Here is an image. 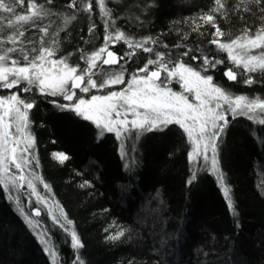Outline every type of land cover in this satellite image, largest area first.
Wrapping results in <instances>:
<instances>
[{
    "label": "trees",
    "instance_id": "obj_1",
    "mask_svg": "<svg viewBox=\"0 0 264 264\" xmlns=\"http://www.w3.org/2000/svg\"><path fill=\"white\" fill-rule=\"evenodd\" d=\"M224 2L226 8L216 15V23L229 36L239 35L245 27L255 30L264 24V13L259 10L262 5L254 0ZM67 3L54 0L45 7L72 14L74 10ZM107 3L114 19L109 31H124L134 40L151 37L156 43L146 45L153 48V53L137 49L136 56L119 65H102L100 75L119 71L123 65L127 80L129 73L154 58L155 52L199 70L202 57L207 55L224 61L214 68L209 66L205 73L212 75L215 83L233 95L264 97V73H251L256 81L251 86L239 76L230 83L225 79L223 71L232 65L224 52L209 43L215 29L199 20L214 6L213 0ZM93 5L91 16L75 12L76 19L59 32V55L71 53L70 62L80 67H86L82 54L104 45L105 21L95 0ZM26 10L27 4L17 7L18 13ZM39 23L51 24L50 31H55L62 19L51 16ZM93 24L95 30L90 33ZM196 24L202 25L198 31L194 30ZM25 28L29 39L42 35L37 28ZM109 50L123 55L129 48L119 41ZM184 52L189 55L183 56ZM193 55L198 59L192 60ZM17 91L0 89V95ZM20 95L35 102L29 112L28 131L35 140L30 153L39 160V167L33 161L25 174L34 171L43 178L51 192L34 181L37 191L57 217L60 213L53 205L58 202L72 223H54L48 217V208L36 203L26 185L20 192L11 193L0 187V264H52L25 216L39 222L38 227L55 246L60 264H77V256L84 264H264V125L229 115V123L217 141L219 170L230 189L235 208L232 212L209 165L202 160L199 164L190 162L191 148L178 125L170 124L163 131H132L118 140L112 132L101 134L92 121L74 111L58 107L68 105L62 96L41 95L35 88ZM53 153H63L68 159L61 163ZM194 171L196 179L189 183ZM16 199L20 200L19 207ZM36 208L40 216L30 215ZM71 230L84 245L79 251L72 247ZM121 231L124 234L119 239H109Z\"/></svg>",
    "mask_w": 264,
    "mask_h": 264
},
{
    "label": "snow or ice",
    "instance_id": "obj_2",
    "mask_svg": "<svg viewBox=\"0 0 264 264\" xmlns=\"http://www.w3.org/2000/svg\"><path fill=\"white\" fill-rule=\"evenodd\" d=\"M53 2L45 0L48 5ZM254 2L262 5L259 10L264 13V0ZM45 3L39 0H0V89L18 90L7 96L0 95V187L6 193H11L20 192L26 185L36 197V203H43L48 208L54 223L61 224V220V226L72 223L58 202L53 207L59 211V217L49 207L47 199L37 191L34 181L43 184L44 189L51 192L43 178L34 171L25 174L33 161L39 167V160L30 153L35 148V140L28 131L29 112L35 107V102L23 98L20 93H28L35 88L41 95L62 96L69 102L75 98V103L60 104L58 107L91 120L101 129V134L104 131L115 132L118 139L132 131H163L170 124L178 125L192 145L190 162H210L212 172L217 174L221 183L229 210L235 212L230 189L224 184V176L219 170L217 141L229 123V115L232 119L243 116L264 125V97L233 95L215 83L213 76L205 73L209 66L214 68L224 61L219 58L210 59L207 55L202 57L203 65L199 70L180 59L173 61L170 55L166 58L163 52H155L154 58L147 59L141 67L129 73L128 80L125 79L127 69L123 65L119 71H105L100 75L102 65H119L121 61L136 56L137 49L153 53V48L146 45L156 43L151 37L134 40L124 31H109L114 27V19L107 0H95L100 16L105 21L104 45L88 54H82L81 60L86 67H80L79 63L70 62L71 53L59 55L58 37L59 32L76 19L75 12L82 11L91 16L94 11L93 0H68L66 6L74 11L67 15L45 7ZM240 3H245V0H240ZM25 4L26 12L18 13L17 7L23 8ZM213 4L208 13L199 17L204 24H211L215 29L209 43L215 45L218 52L227 54L232 65L224 72L227 79L236 81L239 76L244 84L251 86L256 81L250 74L264 73V24L255 30L245 27L239 35L229 36L216 23V15L223 13L226 8L225 2L213 0ZM243 11L252 9L244 8ZM51 16L62 19V24L55 31H50L51 24L39 23ZM25 25L37 28L42 35L38 39H29ZM201 26L196 24L194 30L198 31ZM94 30L93 24L89 32ZM119 41H123L129 48L123 55L109 50L110 45L114 46ZM164 47L167 48V45ZM182 55L187 56L189 52ZM191 59L197 60L198 57L193 55ZM162 73L165 74L163 77ZM96 76L100 78L94 79ZM173 83L179 84L182 91H174ZM116 85L124 87L119 91L109 90L102 95L92 94L89 99L79 97L76 92V89L84 94L92 90L104 92ZM53 156L61 163L68 159L63 153H53ZM195 179L194 171L189 183ZM16 203L19 207L20 200L16 199ZM20 211L23 215V208ZM30 215L40 216V209H34ZM25 219L29 224L33 223L28 216ZM38 224L37 221L34 227ZM123 234L121 231L109 239L117 240ZM37 235L45 245L52 264H60L57 250L45 233ZM70 235L73 249L79 251L84 247L74 230L70 231ZM76 262L84 264L80 256L76 257Z\"/></svg>",
    "mask_w": 264,
    "mask_h": 264
},
{
    "label": "rangeland",
    "instance_id": "obj_3",
    "mask_svg": "<svg viewBox=\"0 0 264 264\" xmlns=\"http://www.w3.org/2000/svg\"><path fill=\"white\" fill-rule=\"evenodd\" d=\"M226 54V53H225ZM226 56H227V54H226ZM228 60V59H227ZM229 62V61H228ZM224 72V71H223ZM162 75V77L165 75L164 73H162L161 74ZM225 77V76H224ZM128 79H130V76H129V78H127V80ZM233 82V81H232ZM124 87V85H116V86H113L111 89H105L104 90V92H96L95 90H92V92L91 93H89V94H84V93H80L79 92V89H76V92H77V95L79 96V97H81V98H84V99H89L90 98V96L92 95V94H96V95H102V94H105L107 91H109V90H111V91H119V90H121L122 88ZM172 87H173V90L174 91H182V89H180V87H179V84H176V83H173L172 84ZM63 98V97H62ZM64 100V99H63ZM64 101H66V100H64ZM76 101H75V98H74V100L72 101V102H69V101H67V103L69 104V103H75ZM231 116V115H230ZM129 119H131V117H129ZM91 121V120H90ZM93 123V122H92ZM94 125H95V123H93ZM96 126V125H95ZM97 127V126H96ZM98 128V127H97ZM180 128V127H179ZM100 131H101V129L100 128H98ZM183 131V130H182ZM104 132H107V131H104ZM109 133V132H108ZM115 136H116V134H115V132H112ZM185 134V133H184ZM185 137L187 138V136H186V134H185ZM117 138V137H116ZM188 139V138H187ZM118 140H120V139H118ZM189 142V141H188ZM189 148H191L190 149V152H191V150H192V145L189 143ZM189 152V153H190ZM209 155H211V153H209ZM188 157H189V155H188ZM208 165H209V170L212 172V170H211V165H210V162L208 163ZM213 173V172H212ZM216 177H217V174L216 173H213ZM43 204V203H42ZM50 215L48 214V217H49ZM31 220H32V218H31ZM32 224H29L28 223V225H29V227H30V229L33 231V233H34V236L37 238V240L38 241H40V243H41V240L38 238V233H40V232H42V230L37 226V227H34V225L36 224L35 223V221L34 220H32ZM41 245H42V247H43V249H44V251H45V245L43 244V243H41ZM48 254V253H47ZM48 256H49V254H48ZM49 259H50V261H51V258H50V256H49Z\"/></svg>",
    "mask_w": 264,
    "mask_h": 264
},
{
    "label": "water",
    "instance_id": "obj_4",
    "mask_svg": "<svg viewBox=\"0 0 264 264\" xmlns=\"http://www.w3.org/2000/svg\"><path fill=\"white\" fill-rule=\"evenodd\" d=\"M226 70H227V69H226ZM226 70H225V71H226ZM225 71H224V72H225ZM225 79H226L227 82H229V83L232 82V81L228 80L226 76H225Z\"/></svg>",
    "mask_w": 264,
    "mask_h": 264
},
{
    "label": "bare ground",
    "instance_id": "obj_5",
    "mask_svg": "<svg viewBox=\"0 0 264 264\" xmlns=\"http://www.w3.org/2000/svg\"><path fill=\"white\" fill-rule=\"evenodd\" d=\"M225 71V70H224ZM225 76V75H224Z\"/></svg>",
    "mask_w": 264,
    "mask_h": 264
}]
</instances>
